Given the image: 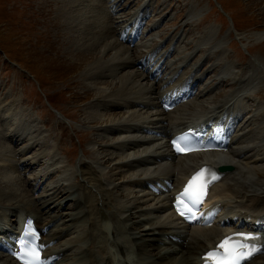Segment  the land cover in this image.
<instances>
[{"label":"rangeland","instance_id":"374dc122","mask_svg":"<svg viewBox=\"0 0 264 264\" xmlns=\"http://www.w3.org/2000/svg\"><path fill=\"white\" fill-rule=\"evenodd\" d=\"M78 1L74 5L72 0H0V142L11 145L9 149L5 146L6 151L2 150V154L13 156L19 150L28 147L29 141H26L28 136L20 137L11 133V129L16 130L22 122L32 127L29 136L34 135L35 140L53 147L49 161L42 157V160L33 165L22 163L20 165L22 170L18 176L0 163V204L1 201L6 203L17 196L24 201L33 199L37 209L42 201L39 199L42 198L44 201L52 200L58 203L61 197H66L64 194L66 190L70 188L73 190L76 185H82L78 163H90L92 152L103 150L105 147L111 148L118 140L117 137L111 136L110 141L108 140L111 132L105 127L106 125L109 127V123L88 120L92 114L94 116L91 117L95 118L102 114L108 115L104 118L113 119L127 114L121 105L114 109L112 104L109 106L101 104L102 97H105L102 92L107 91L103 88L109 87L112 92L119 88L115 80L117 78L112 77L111 72H105V68L114 63L111 61L113 54L110 52L107 56L101 57L100 47L85 46L82 40L88 39L83 32L87 23L77 26L79 22L97 19L95 27L99 28L94 30L99 32L97 37L113 29L116 38L120 28L132 21L133 12L141 9L144 6L143 2L147 0H115V10L105 8L95 15H91L95 12L88 13L82 6L84 0L82 3ZM89 1L92 0L86 2ZM149 2V7L143 12L145 15H142L145 22L140 28L141 39L135 48L129 49L133 56L131 61H128L129 64L143 59L156 49L170 52L169 63L165 65L167 73L165 77L178 73L180 82L185 83L187 81L184 79L185 76L187 78L196 72L197 75H202L204 80L198 88L195 101L206 100L204 101L206 107L217 103L221 106L223 102L233 100L240 91L243 97L236 100L237 113L241 118L242 127L243 123L248 122L241 133L253 130L260 124L262 128L264 37L259 40L256 37L260 33L264 34V0H149ZM77 4L79 10L82 8V11L85 10L87 17L83 15L76 18L78 12L74 13L70 9ZM105 11L109 13L112 11L110 21L107 15L103 18L102 12ZM102 34L99 39L102 38ZM178 37L182 39L181 42ZM125 47L128 48L126 45ZM186 55L189 56L188 64L185 63L186 67L194 65L196 72L190 69H182L180 72L177 70ZM90 65L95 67L87 72ZM135 68L127 67L125 72H134ZM257 68L259 70H256ZM223 69L227 70L224 74L221 73ZM147 81L146 79L141 84L145 86ZM240 83L244 85L240 86ZM160 87L162 84L156 83V89L160 90ZM206 92L207 95L204 96ZM143 111H147L146 114L143 112L141 114L151 116V110ZM209 111L210 109L207 110ZM3 126L6 127V131ZM260 167H263L264 173V165L261 164ZM101 173L102 179L112 182L110 186H114L113 189L109 187L112 189L115 205L120 204L119 206L124 207L130 202L133 206L137 204L143 212L151 210L153 203L146 200L139 204L138 200L144 197L142 193L133 185L113 178L115 172L111 167L103 168ZM262 175L261 177L259 174L261 179L264 177V174ZM11 179L14 181L13 187L10 185L5 187L4 184ZM259 196L261 194L257 190H250L248 193V199H256ZM64 205L63 212L68 215L73 202H66ZM2 208L4 207L1 204L0 212ZM64 221V218L58 220V226ZM142 224L145 227L146 223ZM82 229L85 230L86 226L69 229V232L84 233ZM123 234L121 231L119 236H124ZM66 235L60 237L64 243L66 239L69 241L71 238ZM73 250L74 248L68 254L72 256ZM128 253L129 259L135 258L132 250ZM65 255H61V259ZM66 264H72V261Z\"/></svg>","mask_w":264,"mask_h":264},{"label":"bare ground","instance_id":"6f19581e","mask_svg":"<svg viewBox=\"0 0 264 264\" xmlns=\"http://www.w3.org/2000/svg\"><path fill=\"white\" fill-rule=\"evenodd\" d=\"M86 1H83L82 6L88 13L95 12L91 15H95L98 11L105 8L108 10V7L111 9L116 6L115 0H104V2L100 0V3L94 0ZM76 2L78 3L79 1L72 0V4L75 5ZM148 2L149 0L143 2L144 6L133 12L132 21L128 24L130 25L128 27L130 30L139 24L141 15L149 7L148 4L150 2ZM82 9L79 10V4H77L76 7L72 6L70 10L74 13L78 12L76 13V18L83 17V15L87 17L88 14ZM102 13H104L103 18L107 15L110 21L113 14L109 13V11ZM85 23H87V26L83 32L88 39L82 40L84 45L91 48L100 47L101 57L107 56L110 52L113 54L111 61L114 63L108 66L109 68H105V72L109 71L108 73L111 72L112 77L117 78L115 80L119 88L115 92H112L109 87L103 88L107 91L102 92L105 97L101 96V104L107 106L112 104L111 106L114 109L121 105L127 112L126 116L125 114L121 115L118 119L104 118L108 115H102L101 113L100 117L95 118L91 117L92 114L88 120L90 122L93 120L97 122L106 121L109 123V127L106 125L105 128L111 132L107 137L108 140L110 136L117 137L118 140L115 143L113 142L114 144L112 143L111 148L105 147L104 149L102 148L103 150L92 152L90 163H78L77 168L81 176L82 185H76L73 190L71 188L66 190L67 192L64 193L66 197H61L59 202L57 201L58 203L52 200L44 201L42 198L39 199L42 201L40 206H37V209L33 204L34 200L31 198L24 201L23 198L17 196L7 200L6 203L1 201L4 207L2 208L4 213L0 212V221L3 229H5V233L2 235L3 242L9 243L11 233L15 231L17 223L31 215L40 231L48 228V233L43 235V240L46 244L49 243L52 248L49 254L46 252V257L52 259L56 255L66 254L63 259L54 264H66L70 260L72 264H199L201 255L213 249L221 238L234 230H223L217 226L209 229L180 226L170 211L166 194L159 196L150 195L146 191V185L170 178L174 186L171 194L174 195L176 189L183 184L184 180L205 163L212 164L217 169L224 166H230L233 169L231 172L224 173V179L213 187L209 197L211 203L222 209V214L225 217L239 215L243 218L253 213L252 218H260L264 221V212H257L261 207H264V177L263 179L259 177V174H264L263 167H260L261 164L264 165V126L260 128V124L259 127H253V130L245 134H240V130H237L235 141L231 144L234 148L229 147L222 154L206 153L175 157L168 146L167 139L169 134H176L184 129L198 127L201 124L205 125L214 120V117H216L215 120L219 121L227 111L229 114L231 112L236 114V101L232 102L231 105L223 102L221 106L217 103L206 107V102H204L206 100L204 99L199 102L189 99V101L182 102L168 113L161 112L158 102L163 94L174 89L180 91V93H186L190 90V85L199 81L200 77L195 71L196 66L190 65L186 67L189 56L186 55L183 58L177 70L180 72L182 69H190L196 73L186 79V85L180 82V78L177 77L178 73L166 76L160 80L163 85L160 93L156 89L155 81L150 82L149 79L153 72L156 74L158 71H162L164 66L169 63V53L166 51L162 52V50L156 51V49V55H148L145 59L147 69L143 71L141 67L134 64L137 61L129 64L128 61L133 58L132 52L129 47H125L127 44L119 41L118 35L115 38L113 29L104 35L101 33L102 38L99 39L101 34L97 37L98 31L94 32V30L99 28L95 27L97 19H93L90 22H79L77 27L83 26ZM120 29H123V27ZM132 32L135 33L133 30ZM263 37L264 34L261 35L260 33L256 38L259 40ZM95 38H97L96 41ZM87 42H90V44H87ZM174 46L172 45V47ZM179 48L181 49L180 46ZM94 67V65H90L87 72ZM127 67L136 68L134 72L128 73L125 72ZM256 70L259 69L257 68ZM225 71L227 70L223 69L221 73L224 74ZM176 77L178 78L177 80ZM146 79L148 81L143 86L141 83ZM252 79L250 78V80ZM243 85V83H240V86ZM208 109H210L209 112H207ZM143 110H151V116L141 114L142 112L146 114L147 111ZM6 113L7 111L5 115ZM9 116L12 117V115ZM13 123L15 124V122ZM31 131L32 127L24 122L16 130L11 129V133L20 137L23 135L28 136L26 141H29L28 147L19 150L16 155L2 154L3 151H6L5 146L9 149L11 145L9 144L10 146H8L4 142H0V163L3 167H8L7 170L17 176L21 173L22 168L20 165L22 163L33 165L42 160V157L47 158V161L52 157L53 147L35 140L34 135L29 136ZM103 131H105L104 128ZM106 167H111L113 172H115L112 175L113 178H117L122 183L126 182L138 187L139 191L143 193L141 195L144 196L142 199L138 198L140 199L138 200L139 204L146 200L149 202L151 200L155 201L154 207L149 206L151 210L143 212L137 204L133 206L130 202L124 207L119 206L120 204L115 205V199L111 193L114 186H110L112 182L109 183V181L102 179L101 172ZM12 183H14L12 179L8 180L4 186H12ZM108 186L112 188L110 191L107 188ZM250 190L259 191L261 196L256 199H248ZM66 202H73V207L68 211V215L63 212ZM232 207L239 209V212L233 210L227 212V209ZM164 214L165 216H163ZM63 218L65 221L58 226V220ZM67 218L69 219L67 220ZM163 218L165 219L162 220ZM142 223H146L148 227H146V224L143 227ZM81 225H84V228L86 226L85 230L82 229L84 233L77 231L74 234V231L69 232V229H78ZM121 227L123 230H121ZM121 231L124 236H119ZM65 235L71 238L69 241L66 239L64 243L62 242L64 240L61 241L63 238L60 239V237ZM162 237L166 238L167 241H163ZM73 248L74 254L71 256L68 252ZM129 250L134 252V259H129ZM0 264L15 263L6 255H0ZM248 264H264V253Z\"/></svg>","mask_w":264,"mask_h":264},{"label":"snow or ice","instance_id":"6c2138e0","mask_svg":"<svg viewBox=\"0 0 264 264\" xmlns=\"http://www.w3.org/2000/svg\"><path fill=\"white\" fill-rule=\"evenodd\" d=\"M177 146L178 151H183V148L177 141H173ZM189 182L184 193L177 198V210L179 214L185 218H190L193 208L202 202L205 195L201 184L199 188L194 187V181ZM184 202V209L181 210V202ZM190 202V203H189ZM31 240H27V237ZM38 239L35 231H26L24 236L20 238L21 251L14 253L18 259L25 261V264H43L40 256V245L34 241ZM31 245V246H29ZM223 249V253L219 251ZM264 253V239L254 235H243L238 237H227L222 241L216 251H211L207 254L206 259L212 261V264H243L244 261L250 260L253 256Z\"/></svg>","mask_w":264,"mask_h":264}]
</instances>
